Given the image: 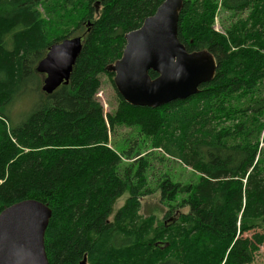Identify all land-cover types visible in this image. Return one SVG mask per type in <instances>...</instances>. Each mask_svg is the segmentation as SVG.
<instances>
[{
	"label": "trees",
	"instance_id": "obj_1",
	"mask_svg": "<svg viewBox=\"0 0 264 264\" xmlns=\"http://www.w3.org/2000/svg\"><path fill=\"white\" fill-rule=\"evenodd\" d=\"M165 1L0 0V214L26 200L52 211L49 264H253L264 245V0H184L181 43L218 65L197 95L151 109L117 92L109 114L98 99L102 76L114 86L107 69L125 36ZM219 9L234 18L225 33L214 29ZM76 37L69 84L45 94L36 67ZM27 94L30 110L15 123L11 108ZM118 128L139 138L117 150ZM156 152L197 179L164 174L151 187ZM155 193L167 208L160 222L159 207L140 213Z\"/></svg>",
	"mask_w": 264,
	"mask_h": 264
},
{
	"label": "water",
	"instance_id": "obj_2",
	"mask_svg": "<svg viewBox=\"0 0 264 264\" xmlns=\"http://www.w3.org/2000/svg\"><path fill=\"white\" fill-rule=\"evenodd\" d=\"M183 6L184 0H166L138 30L125 36L122 58L108 67L118 94L129 105L156 109L189 99L214 80V56L206 50L190 53L178 37ZM82 47V38L76 37L49 48L36 67L45 76V94L69 84ZM151 71L158 77L152 79ZM51 217L52 211L35 200L6 208L0 214V264H49L45 233Z\"/></svg>",
	"mask_w": 264,
	"mask_h": 264
},
{
	"label": "rangeland",
	"instance_id": "obj_3",
	"mask_svg": "<svg viewBox=\"0 0 264 264\" xmlns=\"http://www.w3.org/2000/svg\"><path fill=\"white\" fill-rule=\"evenodd\" d=\"M220 1V0H219ZM215 24L214 29L218 32L225 33L226 27H228L234 18L231 19V14L223 13L220 9L218 10L217 16L215 18ZM44 75H42V78L44 79ZM28 97V98H27ZM21 97L16 101V103L11 108V117L14 119L15 123H19L21 120L24 119L26 113L30 110V104L33 101V95L27 94L26 99L22 100ZM98 99L101 101V103L104 106L105 113H111L114 112L119 103L117 100V90L115 86L112 85L111 80L106 76H102V87L98 94ZM20 100V101H19ZM118 104V105H117ZM138 133L135 130L128 129V128H118L116 130L115 135L112 137V143L115 149H125L123 147V144L125 141L128 140H136L138 139ZM119 146V147H118ZM262 146L264 147V141L262 143ZM159 156H157L156 159L153 160L152 169L149 173L150 179H149V185L151 187H154L156 184V181L162 176V175H168L174 182H189L192 180H196V176L193 174V172L186 168L184 165L178 163V162H164L161 163L159 161L161 153L156 152ZM195 176V177H194ZM129 198L128 194H125L122 198H120L114 207V211L117 212L126 202V200ZM159 193H155L154 195L144 197L141 200V215L147 217L151 215L152 213L156 212L157 207H159L160 210L163 212H157V216L159 218V222L164 216L165 211L167 208H164L159 204ZM253 264H264V245L260 247L259 252H257L255 256V260Z\"/></svg>",
	"mask_w": 264,
	"mask_h": 264
},
{
	"label": "bare ground",
	"instance_id": "obj_4",
	"mask_svg": "<svg viewBox=\"0 0 264 264\" xmlns=\"http://www.w3.org/2000/svg\"><path fill=\"white\" fill-rule=\"evenodd\" d=\"M111 73V72H110ZM113 82H114V78H113Z\"/></svg>",
	"mask_w": 264,
	"mask_h": 264
}]
</instances>
